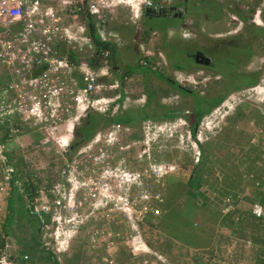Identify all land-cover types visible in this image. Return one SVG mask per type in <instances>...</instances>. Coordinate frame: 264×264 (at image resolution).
<instances>
[{
	"label": "rangeland",
	"instance_id": "rangeland-1",
	"mask_svg": "<svg viewBox=\"0 0 264 264\" xmlns=\"http://www.w3.org/2000/svg\"><path fill=\"white\" fill-rule=\"evenodd\" d=\"M38 1L40 7L35 18H43L44 22L34 24V28L41 33L25 42L14 40L10 54L2 49L4 46L0 43V144L3 148L0 152L3 159L0 162V254L4 253L11 264H51L47 252L53 254L48 247L53 244L50 235L53 236L55 224L50 222L51 215H45L40 206L54 205L69 188L67 179H73L81 169L88 167L100 146L110 147V155L114 157L109 156L108 160H124L130 170L147 174L145 164L149 159L142 151L145 140H148L149 155L174 166L167 169L162 177L152 176L149 180L151 194L160 192L163 201L159 204L155 199H138L137 191L132 189V198L129 199V205L133 206L131 222L115 212L109 225L114 233L121 235L129 233L131 224H136L138 236L130 244L125 243L121 236H115L114 260L104 264H143L145 261V264H264V215L256 216L252 212L254 202L264 208V34L250 39L245 28L257 26L249 21L258 6L257 0H239L238 4L249 5L250 12L247 13L238 7H230L231 11L243 15L247 22L245 27L237 30V37L228 33L238 25L229 18L228 10L223 9L212 19L191 17L185 15L184 6L176 3L173 4L174 11L168 12L170 15H143L139 21L127 23H121L119 19L113 21L109 14H102L98 31L110 40L117 38L123 43H115L118 48L113 59L111 54L95 58L84 52L73 53L71 63L74 69L79 62H87L100 74L99 80L104 83L97 94L87 92L83 102L97 98L109 99L102 103L110 102L119 94L118 99L111 103H120L119 112L146 105L148 95H152L155 100L174 106L180 115L160 123L146 120L127 127L101 123L94 135L76 148L74 130L81 125L87 113L94 110L113 116V109L104 112L90 106L81 115L74 116V111L69 108L74 105L71 91L75 90L70 77L80 88L85 83L81 73L74 71L73 74H54L58 78L57 89L60 92L57 108H69V116H49L51 110L44 95H41L43 98L39 100L35 114L29 112L30 104L25 105V110L28 95L37 88L27 86L23 93L19 88L26 83L28 76H38L45 67L34 55L24 56L20 50L26 51L25 46L31 43L51 44L46 39L49 31L44 30L51 25V14L61 9L63 4L62 0H52L51 3L50 0ZM175 12L181 15L173 16ZM64 19L65 25L67 18ZM137 23L143 24L146 37L135 45L131 40ZM87 24L84 23L86 28ZM151 30L161 32L160 37L156 38L158 35L155 34L149 41ZM187 34L190 35L185 37ZM231 37L250 40L253 53L236 68L254 74L257 82L253 86L229 91L223 101L195 126L194 136L181 116L192 109V97L180 94L160 76L176 81L200 96L219 94L225 87L222 72L196 64L178 69L169 63V59L172 57L177 64H184L188 61L185 55L189 49L209 52ZM65 44L57 41L53 48L62 54L67 53ZM163 47L169 53L163 52L166 57L159 58L157 51H162ZM149 48L155 52L152 56L155 63H152L153 68L145 67L160 75L132 72L130 80L116 75V66L137 64L145 52L150 51ZM32 58L36 64L26 62ZM27 64L31 68L29 72ZM114 78L121 82V87L109 88ZM154 104L152 100L149 108ZM69 166L73 177L67 176ZM191 178H198L199 183L193 198L186 190V183ZM144 206L147 212L142 215L139 210ZM152 207L159 208L160 216L150 210ZM171 208L187 217L196 232L209 241L207 246L194 248L161 230L160 218ZM91 223L71 228L70 232H65L64 238L62 233L59 240L65 244L68 242L69 248L66 253L61 252L59 258L55 256L60 264H103L98 254H92L86 248L85 240L91 231ZM45 224L49 226L45 228ZM33 235L36 237L34 240ZM35 241L39 246H35ZM131 247H136V253L131 251Z\"/></svg>",
	"mask_w": 264,
	"mask_h": 264
},
{
	"label": "built area",
	"instance_id": "built-area-1",
	"mask_svg": "<svg viewBox=\"0 0 264 264\" xmlns=\"http://www.w3.org/2000/svg\"><path fill=\"white\" fill-rule=\"evenodd\" d=\"M177 1L178 0H62V8L55 11L54 14H51V25L44 30L49 31V34L46 35V39L50 40L51 44L44 46L39 43H31L25 46L26 51L20 50L24 52V56L34 55L41 63V66L45 67L38 76L29 77L27 75L28 79L26 83H23L19 88L20 93H23V90H25L27 86L30 88H37L35 91L31 90L32 93L28 95V102L24 104L25 110H27L25 105L30 104L29 112L35 114L38 110L39 100L43 98L41 95H44V97L47 98L46 104L51 110L49 116H69V108L74 111V116H79L90 106L91 108L93 107V109L104 112L112 108L113 114H118L120 112H118L120 103L118 102L114 105H111V103L116 101L115 99H118L117 97H119V94L110 102L102 103V101H109V99L107 100L104 98L92 99L86 103L83 102L85 99L83 96L87 94V92L97 94L104 83L99 80L100 74L96 70H93L87 62H79L75 70L68 55H70V53L76 54L84 52L96 58L100 56L107 57L111 54L109 50H102L100 52L96 50V45L92 39L93 32L103 40L122 45L123 42L121 43L117 38L110 40L98 31V24L102 14H109L113 21L119 19L121 23L135 22L141 19L145 11L168 9L167 7H169V5H175ZM38 2V0H0V43L1 46H4L2 49L5 50L7 54L12 53L11 44L14 40L25 42L41 33L40 30L34 28V24H42L44 22L43 18H35L40 7ZM51 2L52 0H50V3ZM215 2L220 6L221 10H228L229 18L233 23H237L238 26L228 30V33H234L233 35H236L237 30L245 27L247 22L244 21L237 11H231L230 7H238L240 10L247 13L250 12L249 5L238 4L239 0H215ZM257 5L249 21L261 27L264 25V0H257ZM251 11H253V9ZM65 17L67 19L64 25ZM85 22L88 23L87 28L84 25ZM155 34L158 35L156 38H159L161 35L160 32L151 30L148 34L150 37L149 41L152 40ZM188 35L190 34H187L185 37H188ZM115 36H118V33H115ZM119 39L121 40L122 37H119ZM57 41L67 43L65 44L68 50L67 53L62 54L59 52V49L55 50V48H53V45ZM61 45H64V43ZM149 50L150 51L145 52L141 57L140 63L144 66L149 65L153 68L152 63L155 62L152 61L154 58L152 56H155V52L150 48ZM157 55L159 58H163L161 52L157 51ZM35 58L28 59L26 62H33L36 64ZM156 63L160 65L157 60ZM27 67V71H31L29 64H27ZM74 71L81 73V77H83L85 83L83 87L80 88L76 80L70 77V81L75 88L74 91H71V94H74L72 97L74 105L69 106V108H57L60 92L57 89L58 78H56L54 74L64 72L73 74ZM125 78L127 80L131 79L129 76ZM119 87L120 81L115 78L112 83L109 84V88L117 89ZM142 97L145 100V96L143 95ZM57 110L60 111L59 114L55 113ZM146 120L148 122L157 121L158 123H160V121H166ZM144 143L142 154H147L146 158L149 159L145 164V172L147 171V174L140 170H130L128 166L125 165L124 160L117 159L115 162L108 160L109 156H111V150L108 145L100 146L97 149V154L93 159H90L88 167L84 165V170L81 169L75 177L72 176V170L69 166L67 176L71 175L73 177V179H67L69 188L59 196L54 205L40 206L41 211L45 215H51L50 222L55 224L53 236L50 235L53 238V244H51L48 249L50 252L52 251L55 256L57 255V258H59L58 255H60L61 252L64 253L69 248L68 242L65 244L64 241L59 240L62 233V237L64 238L65 232H70L71 228L80 227L84 223L92 222L91 231H88V237L87 240H85L86 248L92 254H98L102 258L101 262L103 264L111 263L114 260L113 250L115 244L113 238L115 236H121L127 244L136 241L139 233L136 224H131L130 232L127 234L120 235L119 232L114 233L109 225L112 221V214L116 212L117 215L125 216V219L131 222V211L133 206L129 205V199L132 198L130 194L132 189L137 191L136 198L146 201L155 199L157 203L161 204L163 196L160 192L151 194L148 189L149 180L152 179V176L154 178L162 177L167 172V169L174 167L167 162L152 158L149 155L151 151L148 140H145ZM0 152H3L1 144ZM0 160L2 163L3 159L0 158ZM252 204V212L256 214V216L264 215V208L261 204L257 202ZM150 210L153 211L155 215L160 216L159 208L152 207ZM139 211L142 215H145L147 209L144 206ZM48 226L46 224L44 225L45 228ZM43 239L45 238L43 237ZM147 248L148 246L143 248L144 251ZM135 249L136 247H131L133 253H136ZM145 263L146 261L143 264ZM0 264H11L4 253L0 254Z\"/></svg>",
	"mask_w": 264,
	"mask_h": 264
},
{
	"label": "trees",
	"instance_id": "trees-1",
	"mask_svg": "<svg viewBox=\"0 0 264 264\" xmlns=\"http://www.w3.org/2000/svg\"><path fill=\"white\" fill-rule=\"evenodd\" d=\"M177 4L184 6L186 16L188 15L191 17L204 16V18L212 19L217 17L218 14L220 13V6L216 4L215 0H179ZM151 12H152L151 10L149 11L147 10L144 13H146V15L148 16H151ZM166 12L168 13L169 10H167ZM240 16L243 19L245 18L241 14ZM245 28H246L247 37H249L250 39L257 38L259 35L264 34V27L249 25ZM164 34L165 33H163V35ZM92 39L96 45L97 51L100 52L102 50H109V52L111 53V59L115 57L118 48L116 44L108 40L101 39L94 32L92 35ZM248 41L250 40L248 39ZM71 57L74 58L73 53H70V55H68V58L70 60ZM114 61L116 62V59H114ZM169 63L171 65H174L175 67H179V65L176 62L171 61L170 59H169ZM115 71H117L116 75L120 79H123L131 75L132 72L156 73L154 71H151L149 68L145 67L140 62L133 65L126 63L122 66H116L114 72ZM232 72H233L232 76L229 77L227 83L225 84V87L220 91V93L212 95L210 97L200 96L192 89H188L176 81H169L165 77L160 76L167 82H170L171 87L174 88L180 94L189 95L190 97H192L193 99L192 109H190L189 111L186 110L185 114L182 113L181 116L187 121L189 128L194 136H195V126L200 123L201 119L206 113H209L214 107H216L223 101V99L225 98V96L228 94L229 91L238 90L248 86H253L257 82V79L254 76V74L250 75L248 73H239L238 71L235 70V67L232 70ZM120 87H121V82H120ZM152 100H154L155 104L154 107L150 109L149 103ZM179 115L180 114L178 113V111L175 109L174 106L163 104L159 100H155L152 97V95H148V100L146 105L141 107H131L126 109H121L118 114L113 116H105L102 113L91 110L87 113L86 117L81 122V125L74 130L75 148L80 144L84 143L85 141H87L88 139H90V137L94 135L96 128L101 123L133 126V125H137L138 123L146 119L171 120ZM198 185H199L198 178H191L186 183V190L192 198L195 196V190L198 187ZM32 195L33 194H31L29 197H31ZM171 209L170 211H167L160 218L159 224L161 226V230L170 237L175 238L194 248H202L204 246H207V243L209 241L205 240L203 236H201L196 232L193 226H191V223L189 222L187 217L182 213L180 214V212L175 210V208H171ZM35 221L38 223V220L35 219ZM4 227L6 228L5 225ZM34 238H36L35 235L32 236L33 240ZM203 239L205 240V242H203ZM34 243L35 246L36 245L39 246L36 241ZM28 247L33 248L32 245H28ZM47 254H48L47 258H49L51 264H60L56 260L55 255L49 252H47Z\"/></svg>",
	"mask_w": 264,
	"mask_h": 264
},
{
	"label": "flooded vegetation",
	"instance_id": "flooded-vegetation-1",
	"mask_svg": "<svg viewBox=\"0 0 264 264\" xmlns=\"http://www.w3.org/2000/svg\"><path fill=\"white\" fill-rule=\"evenodd\" d=\"M169 11H174V6H170ZM149 11V10H148ZM166 9L159 10V11H152L151 16H166L170 15L166 12ZM148 13V12H147ZM146 15V13H143V15ZM149 14V13H148ZM142 15V16H143ZM180 12L173 13V16H180ZM143 27V32H140L138 26ZM161 33V32H160ZM163 34V33H162ZM146 31L144 29V26L142 23H137L135 25V33L133 35V43L136 45L140 42L138 39L143 37V40L145 38ZM239 36V35H234ZM232 38V37H231ZM225 39L226 41H222L220 44L217 45V48H212L209 52H206L202 49H189V51H186L185 57L188 59V61H185L184 64L179 63V67H176L178 69H183L185 65L188 64H196L198 66H203L206 68H214L215 70H219L223 74L224 82L227 83V80L229 77L232 76L233 72L231 71V68L235 67V70L239 73H245L240 70H238L236 67L237 65L241 64L245 60H247L253 53L252 44L249 43V41H241L238 39ZM143 40L141 42H143ZM165 47H163V50H159V52L162 53V56L166 57L164 53L167 55L169 52H165ZM164 52V53H163ZM174 53H176V50H174ZM201 54L204 57H208L209 61L208 64H205L204 62L198 61L200 57L197 58V55ZM251 53V54H250ZM173 56V53H170ZM173 61L172 57L170 59ZM191 61V62H190Z\"/></svg>",
	"mask_w": 264,
	"mask_h": 264
},
{
	"label": "water",
	"instance_id": "water-1",
	"mask_svg": "<svg viewBox=\"0 0 264 264\" xmlns=\"http://www.w3.org/2000/svg\"><path fill=\"white\" fill-rule=\"evenodd\" d=\"M138 28L140 29V32H143V27H140V25L138 26ZM143 40V37H141L140 39H138L139 42H141ZM200 57V59L198 61H200L201 63L204 62L205 64H208L209 58L208 57H204L203 55L199 54L197 55V58Z\"/></svg>",
	"mask_w": 264,
	"mask_h": 264
},
{
	"label": "crops",
	"instance_id": "crops-1",
	"mask_svg": "<svg viewBox=\"0 0 264 264\" xmlns=\"http://www.w3.org/2000/svg\"><path fill=\"white\" fill-rule=\"evenodd\" d=\"M66 253V252H65Z\"/></svg>",
	"mask_w": 264,
	"mask_h": 264
}]
</instances>
